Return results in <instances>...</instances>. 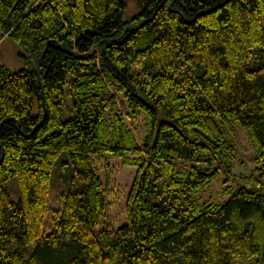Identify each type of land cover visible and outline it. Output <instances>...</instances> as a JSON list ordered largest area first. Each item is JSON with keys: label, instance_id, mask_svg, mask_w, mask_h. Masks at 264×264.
Masks as SVG:
<instances>
[{"label": "trees", "instance_id": "1", "mask_svg": "<svg viewBox=\"0 0 264 264\" xmlns=\"http://www.w3.org/2000/svg\"><path fill=\"white\" fill-rule=\"evenodd\" d=\"M140 5L0 0V41L37 55L0 65V264H264V0ZM238 129L256 187L204 199Z\"/></svg>", "mask_w": 264, "mask_h": 264}, {"label": "rangeland", "instance_id": "2", "mask_svg": "<svg viewBox=\"0 0 264 264\" xmlns=\"http://www.w3.org/2000/svg\"><path fill=\"white\" fill-rule=\"evenodd\" d=\"M141 10L140 0H127V8L125 11L124 18L125 20H131L134 15H136ZM263 23H264V15H263ZM36 56L34 53H30L26 50L22 45H20L16 40L11 37L5 36L0 41V65H4L11 69L12 71L21 69L27 65L30 68H36ZM121 104L119 103V106ZM122 107V105L120 106ZM73 114L72 110V101L69 95L65 97L64 104V118H68ZM129 124L133 127L138 128V133L140 135H144L146 133L144 128V120L143 118H139L137 121ZM238 138H239V152L233 161V165L230 170H221L216 179L212 182V184L206 188L202 197L204 199H213L217 202H221L223 200L228 199L229 193H225L226 185H231L232 187H237L240 185H247L249 187H256V181H251L247 179V176H251L252 174H257L255 172L256 163H255V154L256 149L253 148L251 142L249 141L247 133L238 129ZM180 165L182 163H179ZM189 163H186L187 166ZM65 167L68 165L65 164ZM55 172L57 171V166L55 167ZM62 168V167H61ZM65 175L66 172H63ZM132 172L126 171V183L129 185L131 183ZM57 175L60 176L58 173ZM67 183L64 182L61 178L57 179L54 182V185L51 189V208L57 209L60 205V197L66 191ZM8 188L11 193L13 200L17 201L20 196V190L18 185V180L16 177H11L8 180ZM109 221V214L107 213L105 218ZM48 224L52 225V220L49 217ZM256 259H251L247 261L238 260L235 264H256Z\"/></svg>", "mask_w": 264, "mask_h": 264}]
</instances>
